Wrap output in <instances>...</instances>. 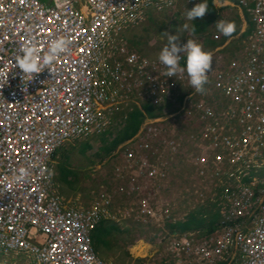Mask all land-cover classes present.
<instances>
[{
	"label": "built area",
	"instance_id": "2783aa9c",
	"mask_svg": "<svg viewBox=\"0 0 264 264\" xmlns=\"http://www.w3.org/2000/svg\"><path fill=\"white\" fill-rule=\"evenodd\" d=\"M185 1L62 0L47 7L0 0L6 264H105L91 245L100 219L122 230L135 226L134 240L151 239L163 264H264V0H238L253 25L226 61L212 65L201 93L186 74L168 78L159 54L140 57L125 39L149 12L173 10L186 21L185 9L198 0ZM59 38L70 52L29 82L17 66L22 48L42 56ZM213 38L225 36L216 30ZM143 104L161 113L149 118ZM135 107L144 120L133 140L93 164L83 192H63L59 176L48 174L56 150L70 140L94 148L92 135L111 141ZM207 210L217 214L213 231L176 228Z\"/></svg>",
	"mask_w": 264,
	"mask_h": 264
},
{
	"label": "rangeland",
	"instance_id": "374dc122",
	"mask_svg": "<svg viewBox=\"0 0 264 264\" xmlns=\"http://www.w3.org/2000/svg\"><path fill=\"white\" fill-rule=\"evenodd\" d=\"M53 2V0H44L45 3ZM229 1V0H224ZM223 2V3H224ZM234 11L235 15V9ZM185 14V12H184ZM175 12L173 11H163L152 13L149 12L148 17L139 25L131 27L126 35L128 36V41L137 47L142 52H145L149 55H157L160 53L161 48L166 43V38L164 37L163 32H169L170 34H176L180 37V41L184 38L187 33V30L183 28V25L187 23L191 25L187 19H180L174 16ZM229 16V15H228ZM151 17V18H150ZM227 20H230L227 17ZM152 41L154 43V49L149 50L148 46L145 44L147 41ZM137 41H140L139 43ZM137 42V43H135ZM92 142V140H91ZM65 155L67 156L66 165L72 167L76 170L77 180L73 185L75 188H72V185L61 183V190L67 194L75 190H84V183L88 179V173L91 171L93 164L96 161H101V158L104 155L101 154V157L98 153L94 154V148L89 147L88 149L82 151L81 142H76L70 144L67 148L63 149ZM73 178V177H72ZM74 181V179L72 180ZM84 181V183L82 182ZM136 228V227H135ZM134 227L131 230L135 229ZM125 230L124 233H118L119 235H109L104 237L106 242L97 241L95 243L96 249L98 250V255L104 259L108 264H159L161 263L160 258H158L157 253H153L156 246L152 242L151 245L146 244V241L139 242L140 240L135 241L133 236V241L130 240V235L127 234ZM134 234V233H133ZM117 237H120L121 240H118ZM124 241V242H123ZM143 253H148V255L143 256ZM142 254V255H141ZM152 254V255H151ZM151 255V256H149Z\"/></svg>",
	"mask_w": 264,
	"mask_h": 264
},
{
	"label": "clouds",
	"instance_id": "9594fccd",
	"mask_svg": "<svg viewBox=\"0 0 264 264\" xmlns=\"http://www.w3.org/2000/svg\"><path fill=\"white\" fill-rule=\"evenodd\" d=\"M190 2V0H187ZM224 0H215L216 7H221ZM209 12L208 0H198L190 9H185V17L188 21L196 18H203ZM216 30L225 37L231 36L236 30L235 23L230 20H216ZM185 30L189 25H183ZM166 43L162 47L158 60L165 66V75L174 77L178 73L186 74L188 83L197 93L204 91L207 82V74L212 67V54L203 49L202 45L195 40L188 39L180 43V37L175 33L163 32ZM70 52L68 41L64 38L54 40L48 47L46 53L40 56L34 46L27 45L22 48L21 54L17 57V66L29 82L43 72L51 70L54 62L61 53ZM183 58V64L181 59Z\"/></svg>",
	"mask_w": 264,
	"mask_h": 264
},
{
	"label": "trees",
	"instance_id": "16d2710c",
	"mask_svg": "<svg viewBox=\"0 0 264 264\" xmlns=\"http://www.w3.org/2000/svg\"><path fill=\"white\" fill-rule=\"evenodd\" d=\"M41 1H44V0H41ZM52 3L53 2H51L50 4ZM224 7L225 6L223 5L221 7H216L215 0H208L209 12H207L203 18H196L194 21H191L190 27H191L192 32L202 35V40H208L207 44H205L206 47H208V49H213L219 44L223 45L224 43L223 41L218 42L214 40L213 38H211V35L209 34L205 35L206 32L209 31L211 24H213V22L220 16ZM234 32H239V30L236 29ZM245 34H246V30H244L242 34H240V37ZM236 35L238 34L233 33L230 37H226L225 39L234 38ZM137 42L139 43L140 41H137ZM148 42L149 40L147 39L145 44L148 45ZM203 42H206V41H203ZM143 109L147 112L148 115L157 114L154 108L148 105L143 106ZM142 117L143 115L141 114L139 109H136L132 111L131 113H129L128 120H127L125 127L119 131V135L117 139L113 141L112 143L111 142L107 143V141L104 138H100L98 150H101V152L100 154L98 153V155L101 156V154L107 155L111 153L117 147L118 144L131 138L130 136L134 134V132L136 131L139 123L142 120ZM81 144H82L83 152L84 150L90 147L89 143L86 141L81 142ZM66 161H67V156L65 155V151H63L62 160H60V163H58V176H59L58 181L60 183L72 185V188H75L76 186L73 185V182L75 183V181L77 180V173H76V170H74L72 167H68L66 165ZM69 176L73 178L68 179ZM73 179L74 181H72ZM216 218H217V214L211 210L197 211V212L192 213L186 222L178 224L176 228H178L180 231L197 230V231H201L202 233L211 232L216 227V224H215ZM132 231L133 230L131 229H129V231H126L127 234L130 235L131 241H133ZM117 232L124 233L125 230H121L120 227L112 221H108V220L100 221L92 232V241H93V245L95 249H96L95 243L97 241L106 242L107 238L103 239L104 237H108L111 234L119 235ZM117 239L121 240L120 237H117Z\"/></svg>",
	"mask_w": 264,
	"mask_h": 264
},
{
	"label": "bare ground",
	"instance_id": "6f19581e",
	"mask_svg": "<svg viewBox=\"0 0 264 264\" xmlns=\"http://www.w3.org/2000/svg\"><path fill=\"white\" fill-rule=\"evenodd\" d=\"M62 0H53V3L52 4H48V3H45L44 1H41V0H39V2L40 3H42L43 5H45V6H47V7H53V6H55L56 4H58V3H60ZM234 1H237L238 2V0H234ZM178 2H186L185 0H178ZM193 5L195 4V2H191ZM239 3V2H238ZM186 5V3H183L181 6H185ZM239 5L244 9V11H245V13L248 15V18L249 19H251V17H250V15H249V12L243 7V5L242 4H240L239 3ZM188 9H190V8H188ZM160 11H162V10H160ZM167 11H173V10H167ZM174 12V11H173ZM185 12V11H184ZM152 13H155V12H152ZM217 20H224L223 19V17H220L219 19H217ZM189 22H191V21H189ZM214 24H215V22H214ZM253 25V23H251V25L250 26H252ZM134 26V25H133ZM133 26H130V27H133ZM250 26H248L247 27V29H246V34L245 35H243V36H241V37H239V41L236 43L237 45H235L233 48H226V47H224V46H221L220 48L218 47V46H216V47H214L213 49H208V47H206V45H205V43H203V41H201V45H202V47H203V49L205 50V51H207V52H210L211 54H212V65L213 64H215V63H220V62H222V61H226V58H228L229 57V53H230V51H232V50H234L236 47H240V45H241V43H240V41L244 38V39H246V35L249 33V30H250ZM130 29V28H129ZM128 29V30H129ZM190 30H191V27L189 28ZM128 30L125 32V39H126V41L129 43V45L132 47V48H134L135 50H136V52H137V54L140 56V57H144L145 56V58L147 57L148 59H154L155 57H156V55H149V54H147V53H145V52H142V51H140L139 49H137V47H135L133 44H132V42H130V41H128V36L126 35V33L128 32ZM214 33H216V31H211V32H206V34L205 35H211V38H213V34ZM184 38H187V39H191V40H196L197 38L198 39H201L202 40V35H200V34H197V33H194V32H192V30L191 31H187V33H186V35L184 36ZM182 39L181 41H180V43L182 44V43H184V42H186V40L187 39ZM214 39V38H213ZM214 40H216V41H220V40H218V39H214ZM148 48H149V50H152V49H154V43L152 42V41H149L148 42ZM162 49V48H161ZM153 51V50H152ZM144 55V56H143ZM158 55V54H157ZM219 57H221V58H219ZM181 64H183V58L181 59ZM162 67V70H164V71H166V69H165V66L164 65H162L161 66ZM122 68V67H121ZM153 71L155 72V73H157V70L156 69H154L153 68ZM174 77H177V75L176 76H174ZM208 77H209V80L210 81H212V78L210 77V70H209V72H208ZM179 101H182V99H180ZM145 105H147V104H143L142 105V108H143V106H145ZM101 108L103 109V111L104 112H107V111H109L111 108H109V105H107V103H104L103 105H101ZM154 108V110L156 111V113L157 114H155V115H148V117L149 118H151V117H154V116H157V115H159L160 113H161V107H153ZM165 108L167 109V110H169V109H172L173 107H172V104L171 103H168L167 105H165ZM136 109H139V108H137V107H135V108H133L132 109V111H134V110H136ZM131 111V112H132ZM128 120V119H127ZM144 120V116L142 117V120H141V122ZM93 134V133H92ZM100 135V134H99ZM118 135H119V133L118 134H111V136L113 137L112 139H111V141H109L108 140V137H106V135L105 134H102L101 136H99V137H97L98 135H92L93 137H92V142L94 143V149H95V151H97V153H99L98 151V148H99V140H100V138H104L106 141H109V142H113V141H115L116 139H117V137H118ZM127 140H130V141H132L133 140V138L131 137V138H129V139H127ZM126 141V140H125ZM125 141H123L122 143H120V144H118L117 145V147L116 148H118L120 145H122ZM76 142H78V141H76ZM75 141H72V140H70V141H68V142H66L64 145H62V146H60L57 150H56V152H55V154H54V156H53V165L54 166H50V168H51V173L49 172L48 174L49 175H55V176H58V163H60V160H62V153H63V149H65V148H67V146H69L70 144H74V143H76ZM79 143V142H78ZM89 145H90V147H92V145L89 143ZM93 148V147H92ZM116 148L114 149V150H116ZM111 153H109V154H107V155H104V157H106V156H109ZM101 157V156H100ZM104 157H102V158H104ZM49 171H50V169H49ZM90 172V171H89ZM89 174V173H88ZM88 177H89V175H88ZM125 177H128V178H130L131 179V175H129V174H127V175H125ZM68 178H72L71 176H69ZM90 181V180H89ZM58 183H59V188L61 189V183L58 181ZM102 220H108V219H100L99 221H98V223L100 222V221H102ZM108 221H111V220H108ZM113 222V221H112ZM97 223V224H98ZM114 223H116V222H114ZM96 224V225H97ZM117 224V223H116ZM118 225V224H117ZM119 226V225H118ZM96 227V226H95ZM120 227V226H119ZM135 228V226H130V228L129 229H131V228ZM95 229V228H94ZM93 229V230H94ZM120 229H121V227H120ZM93 230H91V245H92V248H93V250H94V252H96L97 253V255H98V252H97V250L95 249V247H94V245H93V241H92V232H93ZM122 230V229H121ZM32 233L33 234H35L38 238H39V233H38V231L37 230H33L32 231ZM149 240V241H148ZM142 241H146L145 243L146 244H148V245H151L150 244V242H152V240L151 239H147V236H145L144 237V239L142 240ZM33 242H35V239L33 240ZM139 242H141V241H139ZM153 243V242H152ZM154 244V243H153ZM155 246H156V248H155V250L153 251V253L152 254H154V253H157V256H158V251H156V249H157V245L155 244ZM20 247H15V249H14V252H20ZM3 254H5L4 252H2L1 250H0V264H6V262H5V260H3L2 258V256H3ZM151 254V255H152ZM142 255V254H141ZM146 255H148V253H143V256H146ZM151 255H149V256H151ZM98 257L101 259V260H103V262L105 263V264H108V263H106L105 261H104V259H102L99 255H98ZM16 258H17V262H19V263H22L23 262V258H21L20 257V255L18 254V256H16ZM21 258V259H20ZM161 261V260H160ZM159 264H163L162 262L161 263H159Z\"/></svg>",
	"mask_w": 264,
	"mask_h": 264
},
{
	"label": "crops",
	"instance_id": "0c3cea01",
	"mask_svg": "<svg viewBox=\"0 0 264 264\" xmlns=\"http://www.w3.org/2000/svg\"><path fill=\"white\" fill-rule=\"evenodd\" d=\"M223 6L225 7L223 8V11L221 12L220 16L217 19H219L220 17H223L224 20H227V17H228L230 21H233L235 23L236 29L239 30V32H234L238 34L234 38L225 39L226 38L225 37L218 42L223 41L224 47L233 48L235 45H237L236 43L239 41L240 34H242V32L246 30L248 26L251 25V22L249 21L248 15L245 13L244 9L239 5L237 1H233V0L225 1L223 3ZM234 9H235L236 15L234 11H232ZM214 22L213 24H211L208 32L216 31ZM218 47L220 48L221 46H218Z\"/></svg>",
	"mask_w": 264,
	"mask_h": 264
}]
</instances>
